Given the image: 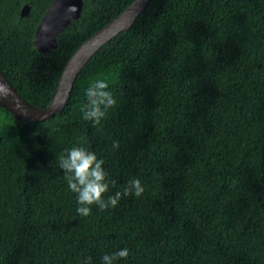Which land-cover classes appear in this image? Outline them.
I'll return each mask as SVG.
<instances>
[{"label": "trees", "instance_id": "obj_1", "mask_svg": "<svg viewBox=\"0 0 264 264\" xmlns=\"http://www.w3.org/2000/svg\"><path fill=\"white\" fill-rule=\"evenodd\" d=\"M51 1L0 0V67L39 107L74 50L132 0H84L42 52ZM98 78L118 103L93 127L80 107ZM79 138L105 160L112 193L133 177L144 193L78 215L58 157ZM125 247L117 264H264V0H151L89 59L62 111L24 122L0 104V264H100Z\"/></svg>", "mask_w": 264, "mask_h": 264}, {"label": "water", "instance_id": "obj_2", "mask_svg": "<svg viewBox=\"0 0 264 264\" xmlns=\"http://www.w3.org/2000/svg\"><path fill=\"white\" fill-rule=\"evenodd\" d=\"M151 0H132L118 15L87 37L72 53L61 73L56 92L50 102L39 107L27 100L11 83L0 67V85L8 89V96L0 99V104L15 116L26 121H40L62 111L69 102L77 75L94 53L112 37L128 30ZM84 0H52L40 19L35 32L36 48L42 52L58 46V35L72 19L81 16ZM31 5L26 2L21 16L30 12ZM74 9V11L72 10ZM45 26L48 30L45 31Z\"/></svg>", "mask_w": 264, "mask_h": 264}, {"label": "clouds", "instance_id": "obj_3", "mask_svg": "<svg viewBox=\"0 0 264 264\" xmlns=\"http://www.w3.org/2000/svg\"><path fill=\"white\" fill-rule=\"evenodd\" d=\"M47 30L48 27L45 26V31ZM8 94V89L0 85V99L6 98ZM85 96L86 102L80 107L82 118L90 121L93 127L101 126L109 111L118 103L109 89V83L102 78L93 80L86 88ZM85 144L87 140L79 138L58 157V166L64 173L68 190L76 196L78 215L88 217L92 213L93 205L103 211L115 208L122 197H140L144 193L141 180L135 177L120 185L119 190L112 193L111 189L117 186V180L110 178L105 170V160L85 147ZM111 147L113 150L117 149L119 141L113 140ZM128 256L129 249L125 247L110 254L105 253L100 264H117L119 260H126ZM82 264H93L92 257H86Z\"/></svg>", "mask_w": 264, "mask_h": 264}, {"label": "flooded vegetation", "instance_id": "obj_4", "mask_svg": "<svg viewBox=\"0 0 264 264\" xmlns=\"http://www.w3.org/2000/svg\"><path fill=\"white\" fill-rule=\"evenodd\" d=\"M51 2H52V1H51ZM51 2H50V3H51ZM23 5H24V4H23ZM48 6H49V5H48ZM21 9H22V7H21ZM46 9H47V8H46ZM45 11H46V10H45ZM44 13H45V12H44ZM44 13H43V15H44ZM20 14H21V10H20ZM43 15H42V16H43ZM41 18H42V17H41ZM41 18H40V19H41ZM39 21H40V20H39ZM38 23H39V22H38ZM36 28H37V27H36Z\"/></svg>", "mask_w": 264, "mask_h": 264}]
</instances>
